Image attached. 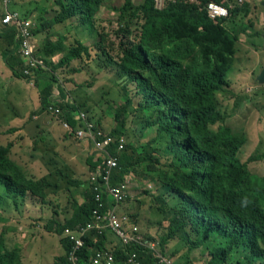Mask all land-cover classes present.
<instances>
[{"label":"trees","instance_id":"16d2710c","mask_svg":"<svg viewBox=\"0 0 264 264\" xmlns=\"http://www.w3.org/2000/svg\"><path fill=\"white\" fill-rule=\"evenodd\" d=\"M109 1L114 0H53L57 7L53 9L54 15L47 18L41 8L33 21L25 12V18L32 23L33 36L44 32L53 36V30L65 27L66 23L71 25L75 20L78 26L98 38L89 46L77 40L74 45L67 44L63 32L55 41L47 35L40 46H34L33 55L41 64L30 68L29 75L23 73L27 65L18 52L15 31L0 32L5 67L16 80L27 83L32 77L38 92L39 110L31 112L25 124L33 121V115H50L58 120L65 137L77 139L75 131L85 126L79 113L82 110L90 113L91 108L69 103L58 82V73L54 72L74 61L93 59L91 52L94 51L100 68L113 70V80L118 86L120 102L112 108L115 126L108 133L100 119L94 120L83 112L97 131L117 139L133 137L123 150L114 147L111 151L119 158L111 184L117 186L143 177L162 191L152 196L157 206H151L162 217L157 223L165 228L160 238L161 248H168L173 242L187 248L188 253L202 250L209 256L207 264L264 261V178L255 181V175L248 168V163L261 160L262 156L253 155L247 163L240 159L249 142L248 134L227 124L229 116L219 98V92L231 86L229 73L233 70L239 43V36L227 25L248 17L250 1L245 0L241 7L235 4L233 8L225 0L169 2L159 9L156 0H143L140 4L134 0H117L123 3L114 8L119 23L116 34L123 35L117 49L119 57L110 55L102 45L109 35L95 30V19ZM210 3L227 7L229 16L212 19L207 11ZM244 26L242 34L253 23L249 20ZM134 27L138 29L136 39L132 38ZM109 32L114 42V34ZM56 89L60 98L56 107L60 113L53 115L48 107ZM63 123H68L70 128L65 129ZM17 129H8L5 134L15 133ZM147 132H153L154 136L144 142ZM48 138L42 148L32 147L40 154L36 151L29 158L39 160L46 167L47 175L40 178L28 174L10 158L12 143L0 144V189L5 190L4 196H0V206L4 200V203L11 200L14 206L22 205L24 212L32 216L36 208L39 219H32V227L34 223L42 225L45 210L53 213V217L45 218L48 221L43 229L55 235L63 249L53 264H64L72 249L69 239L63 236L64 230H75L92 220L96 202L91 176L102 167L103 157L92 148L87 159V178L82 181L72 170L62 171L67 164L58 153L49 155ZM59 179H64V187ZM72 187L75 191L82 188V203L71 194ZM65 208H71V217L57 220L58 209ZM122 218L125 225H138L137 220L140 221L137 216H131L130 221ZM141 233L146 240L156 241L155 237ZM4 234L0 233V264H23L20 249L8 247ZM85 241L82 255L86 261L94 250L107 249L115 255V264H131L128 260L133 253H137L139 264H161L155 254L143 247H121L110 232L100 237L92 233ZM183 258H186L183 264H194L191 258L184 255Z\"/></svg>","mask_w":264,"mask_h":264},{"label":"rangeland","instance_id":"374dc122","mask_svg":"<svg viewBox=\"0 0 264 264\" xmlns=\"http://www.w3.org/2000/svg\"><path fill=\"white\" fill-rule=\"evenodd\" d=\"M24 1L11 0L9 10L18 12L22 16L26 12L32 21L39 14L41 8L46 11L45 16L47 18L54 15L53 9L56 10L57 8L53 0H26L28 1L27 4L23 3L26 5H24V8H21L23 6L21 3ZM246 1H250L251 8L248 17L242 21L239 20L237 23H229L227 25L232 33L239 36V43L237 45L234 67L229 73L231 86L229 90L219 92V98L229 116L227 124L237 131L244 130L248 134L249 142L243 148L240 159L247 163L248 159L253 155L262 156L261 160L248 163L249 170L255 175L253 176L254 180L260 181L261 178H264V84H260L257 77L263 68L262 66H264V0ZM134 2L140 4L143 0H134ZM122 4V1L117 0L106 2L94 23L97 32H106L109 35L102 42V45L104 44L110 55L117 57L120 56L117 49L119 50V44H121L123 35L116 34L118 15L114 11V8H118ZM249 20L253 23V27L249 28L247 33L242 34V29L245 28L244 24L249 22ZM110 30L114 34V42L110 40ZM62 32L66 33L64 37L67 44L74 45L75 40H77L82 44L92 46L98 41V38L96 39L93 34H89L84 27L78 26L74 20L71 22V25L66 23L65 27L53 30V36L48 35L49 33L46 32L33 36L35 48L43 43L47 35L55 41ZM137 35L138 29L134 27L132 38L136 39ZM91 57L93 59L86 58L85 60L74 61L68 67L56 70L54 74L57 75L58 73V82L67 94V101L74 105L83 104L90 106V113L82 111L87 113L89 117H93L94 120L100 119L102 128L109 133L115 126L112 108H115L120 102L118 86L113 80V70L111 68H100L98 55L94 51L91 52ZM103 58L105 59V57ZM75 66L78 70H74L76 69ZM4 67V61L0 57V126L3 128L0 132L3 134V130L8 126L23 123L24 128H26V136H23L26 142L19 146L26 149V156H28L29 150H31V156L35 155L36 151L40 154L39 150H32V147L35 149L42 148V143L48 136L51 138L58 136L62 140L57 149L60 158L71 164L74 175L82 181H86L88 170L87 159L93 152L92 146L86 142L65 137L66 133L58 123V120L52 118L50 115H33V121L25 124L29 114L36 109L39 110L37 89L34 85H31V82L15 84L10 80V71L6 67L4 70ZM56 86L57 83H55V88ZM53 94V97L56 98V103H59L60 98L57 89ZM1 104L9 110V113L15 119L14 121L9 120ZM82 109H85V107ZM153 136V132H147L143 141L147 142ZM132 138H127V141ZM3 139L4 137L1 135L0 141L2 142ZM62 144H71L72 146L66 148ZM70 156L72 159H69ZM20 160L24 161L26 158L20 157ZM26 168L28 174L35 178L47 175L45 172L47 170L46 167L37 159L29 160ZM129 187V200H126L118 208L120 217H124L127 221H130L132 220L131 216H137L140 221L137 220L138 225L136 226L141 229L143 234L155 237L156 241L154 242L158 250L157 252L162 257H168V260L172 264H183L186 260V258H183V255L189 259L191 258L194 264H207L209 256L202 250L188 253L187 248H183L181 245H177L178 243L175 244L173 242L168 248H161L160 238L164 235L165 228H162L157 223L162 220V217L156 213L154 208L151 209V206L155 204L152 196H157L162 191L156 189L152 181L143 177L131 179ZM145 192H149L150 196H146L149 194ZM4 194L5 190L1 188L0 196H4ZM60 200H63V197ZM4 202L5 200L0 206V233H5L4 241L7 246L12 247L17 245V249H20L23 257V264H53L54 259L61 256L60 253L63 252V249H61L57 241L56 245L49 243L55 245L52 247L49 244L42 245L44 240L52 242L51 239H56L55 235H50L43 229L44 224L48 221L45 218L49 216L53 217V213L51 214L49 210H45V218H42L41 221L42 225L37 226L34 223L32 227V219H38L36 213H34V216L26 214L28 217L23 218L22 222H17L14 216L15 210L22 209L24 211V208L20 204L14 206L11 200H8L7 203ZM16 231L27 239L21 242L25 247L29 246V252H32V256H35L36 259L34 262L31 258H26L29 252L25 250L23 245L19 244L22 236L16 235ZM35 238L38 239V247L33 242ZM154 242L152 243L154 244ZM35 252L37 253L35 254ZM229 264H239V262H230ZM255 264H264V261H257Z\"/></svg>","mask_w":264,"mask_h":264},{"label":"built area","instance_id":"2783aa9c","mask_svg":"<svg viewBox=\"0 0 264 264\" xmlns=\"http://www.w3.org/2000/svg\"><path fill=\"white\" fill-rule=\"evenodd\" d=\"M194 1V0H156L159 9H163L169 2ZM233 8L235 4L241 7L245 0H225ZM11 0H0L2 17L0 19V32L7 29L15 31V40L18 43V52L24 59L27 67L23 73L29 75L30 68H36L41 62L33 55L34 37L32 34V23L29 19L20 15L18 12L9 10ZM208 14L212 19L227 18L229 9L217 3H210L207 8ZM31 85H34V79L29 78ZM28 83V82H27ZM51 104L48 111L53 115L60 113L56 107V98H51ZM79 118L85 124L81 129H77L74 136L83 142L91 144L94 151L103 157L102 167L97 169L95 174L91 176V186L95 192L96 207L91 214V221L86 225H80L77 229L67 228L64 230L63 236L67 237L72 244L67 262L64 264H115V255L112 251L94 250L93 256L88 260H83V250L85 247V238L95 233L97 237L102 236L105 232L117 239L118 244L125 249L129 246H140L149 252L157 255L161 264H172L168 257H162L156 249L154 241H148L142 235L141 230L136 225H125V219L119 216V206L127 200L130 193L129 183L117 186L111 184L113 171L119 166L118 156H114L111 151L114 147H118L121 151L127 143L126 137L120 139L108 136L102 130L97 131L95 126L88 121V116L80 111ZM65 129H69L68 123L62 125ZM154 242V244L152 243ZM129 263L139 264L137 253H133L129 258Z\"/></svg>","mask_w":264,"mask_h":264},{"label":"crops","instance_id":"0c3cea01","mask_svg":"<svg viewBox=\"0 0 264 264\" xmlns=\"http://www.w3.org/2000/svg\"><path fill=\"white\" fill-rule=\"evenodd\" d=\"M27 2L28 1H24V2H22L21 4H23V3H26L27 4ZM26 4H23V6L21 7V8H24V5H26ZM0 10H1V6H0ZM3 41L0 39V57L2 58V56H1V51H3ZM34 46H35V42H34ZM4 70H5V67H4ZM10 80H12L15 84H23V81H20V80H16V79H14V78H12V76H11V79ZM26 83V82H25ZM2 105V104H1ZM3 106V105H2ZM4 107V106H3ZM4 109H5V114H6V116L9 118V120H12V121H14L15 119H13V116H11V114L9 113V110H7L5 107H4ZM11 128H14V129H16V128H18L17 130L18 131H16L15 133H12V134H5V132L8 130V129H11ZM1 129H3V128H1ZM0 129V130H1ZM1 135V134H0ZM23 136H26V128H24V124L22 123V124H16V125H11V126H8L7 128H5L4 130H3V135H2V137H4V139H3V141L0 143L1 145H7L8 143H12L13 144V148H12V151H11V155H10V158L12 159V160H14V162L16 163V164H18L19 166H21V168H24V169H27L26 167H27V165H28V161H29V158L31 157V150L30 151H28V156H26V149L25 148H21L19 145H21V144H23V143H25L26 142V140H25V138L23 137ZM1 137V136H0ZM61 139L58 137V136H55V137H50L49 136V138H48V143H49V145H48V153H49V155H55L57 152H58V147H59V145H60V143H61ZM62 145H64L63 147H66V148H68V147H70V146H72L71 144H62ZM80 146H82V145H80ZM74 149H77V148H74ZM20 157H24V158H26V160H24V161H22V160H20ZM69 159H72V157L70 156L69 157ZM63 160V159H62ZM67 165L65 166V167H63V168H61L62 169V171H65L66 169H70V170H72V172H73V174H74V170H73V168H72V166H71V164L69 163V162H66L65 160H63ZM71 168H70V167ZM45 172L46 173H48L47 172V170H45ZM74 176H76V175H74ZM42 177V176H41ZM59 183L61 184V183H63V184H61V187H64L65 185H66V183L64 182V179H62V180H60L59 181ZM76 189L74 188V187H72L71 188V194H73V195H75V196H77V200L80 202V203H82L83 202V200H84V197H83V191H82V188L80 187V188H78V191H75ZM67 195V194H66ZM69 195V194H68ZM5 198V197H4ZM59 201L60 200H58V203H59ZM62 201V200H61ZM15 221H17V222H22L23 221V218H25V217H28L27 215H29V214H31V213H28L27 215H26V213L24 212V211H22V209H20V210H15ZM34 213H36V215L38 216V219H39V215H38V210L36 209V208H34ZM71 215H72V211H71V208H65L64 210H62V209H58V212H57V216H56V218H57V220H60V221H64L65 219H69L70 217H71ZM22 217V218H21ZM30 219V218H29ZM16 235H21V233H19V232H17L16 231ZM22 236V235H21ZM25 240H27V239H25V236H22V238H20V245H23V243L21 242V241H25ZM59 239L57 238V239H51V241L52 242H49V241H47V240H44L43 242H42V245H44V244H49V243H54L55 245H56V241H58ZM33 242H34V244L38 247L39 246V244H38V239L37 238H35V239H33ZM55 245H52V244H49V246L50 247H52V246H55ZM14 246H17V245H14ZM24 246V248H25V250H27L28 252H29V246H27V247H25V245H23ZM36 251H37V248H36ZM37 252H35V254H36ZM32 252H29L27 255H26V258H31L32 259V261L34 262L36 259H35V256H32ZM56 259V258H55ZM55 259H54V261H55ZM53 261V262H54Z\"/></svg>","mask_w":264,"mask_h":264},{"label":"water","instance_id":"95a60500","mask_svg":"<svg viewBox=\"0 0 264 264\" xmlns=\"http://www.w3.org/2000/svg\"><path fill=\"white\" fill-rule=\"evenodd\" d=\"M258 81L260 84H264V66L260 72V74L257 77Z\"/></svg>","mask_w":264,"mask_h":264}]
</instances>
